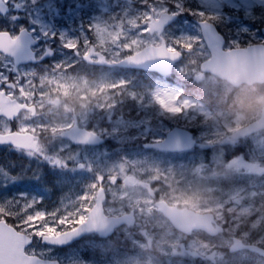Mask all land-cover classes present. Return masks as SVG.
<instances>
[{
	"label": "snow or ice",
	"instance_id": "6c2138e0",
	"mask_svg": "<svg viewBox=\"0 0 264 264\" xmlns=\"http://www.w3.org/2000/svg\"><path fill=\"white\" fill-rule=\"evenodd\" d=\"M243 78L264 0H0V264H264V128L202 102Z\"/></svg>",
	"mask_w": 264,
	"mask_h": 264
},
{
	"label": "rangeland",
	"instance_id": "374dc122",
	"mask_svg": "<svg viewBox=\"0 0 264 264\" xmlns=\"http://www.w3.org/2000/svg\"><path fill=\"white\" fill-rule=\"evenodd\" d=\"M225 88H227L228 90L231 89V86L229 85H224ZM79 99H81L79 96H78ZM260 101H263L264 100V95H261L259 97ZM217 114L213 113V115L216 117V119L220 122L221 125H223V123L225 122V119L229 120V121H236L238 120L240 123H242L245 119H249V115L251 114H243V113H230V112H227L225 110H222V109H217ZM259 112L258 110L254 113H257ZM252 117V115H251ZM250 117V118H251ZM53 199H56V197H53ZM149 258H151V264H165V257H163L160 252L159 253H150V252H147V251H143V254H142V259H141V264H149Z\"/></svg>",
	"mask_w": 264,
	"mask_h": 264
},
{
	"label": "water",
	"instance_id": "95a60500",
	"mask_svg": "<svg viewBox=\"0 0 264 264\" xmlns=\"http://www.w3.org/2000/svg\"><path fill=\"white\" fill-rule=\"evenodd\" d=\"M249 125H260V127L263 128L264 127V117L250 123Z\"/></svg>",
	"mask_w": 264,
	"mask_h": 264
},
{
	"label": "trees",
	"instance_id": "16d2710c",
	"mask_svg": "<svg viewBox=\"0 0 264 264\" xmlns=\"http://www.w3.org/2000/svg\"><path fill=\"white\" fill-rule=\"evenodd\" d=\"M246 98H247L246 100L248 101V97H247V96H246ZM238 149H239V148H238ZM238 149H237V150H238ZM8 161H10V159H9ZM11 161H12V160H11Z\"/></svg>",
	"mask_w": 264,
	"mask_h": 264
}]
</instances>
